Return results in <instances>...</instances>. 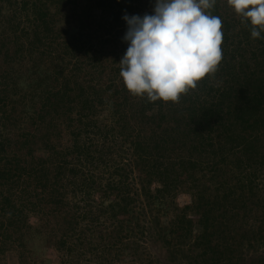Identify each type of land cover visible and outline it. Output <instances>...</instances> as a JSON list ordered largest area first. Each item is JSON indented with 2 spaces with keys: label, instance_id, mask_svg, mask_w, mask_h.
<instances>
[{
  "label": "trees",
  "instance_id": "1",
  "mask_svg": "<svg viewBox=\"0 0 264 264\" xmlns=\"http://www.w3.org/2000/svg\"><path fill=\"white\" fill-rule=\"evenodd\" d=\"M154 6L0 0V264H264V39L216 0L218 71L150 103L119 62Z\"/></svg>",
  "mask_w": 264,
  "mask_h": 264
},
{
  "label": "clouds",
  "instance_id": "2",
  "mask_svg": "<svg viewBox=\"0 0 264 264\" xmlns=\"http://www.w3.org/2000/svg\"><path fill=\"white\" fill-rule=\"evenodd\" d=\"M216 0H155L153 14H125L128 44L120 78L133 97L179 103L222 61V20L211 14ZM251 38L264 39V0H227Z\"/></svg>",
  "mask_w": 264,
  "mask_h": 264
},
{
  "label": "rangeland",
  "instance_id": "3",
  "mask_svg": "<svg viewBox=\"0 0 264 264\" xmlns=\"http://www.w3.org/2000/svg\"><path fill=\"white\" fill-rule=\"evenodd\" d=\"M177 201L178 203L183 205L185 203H189L191 201V197L188 193L182 192L177 196ZM54 255L55 253L52 249L45 247L44 245L41 244L38 246V256L40 257V259L44 260L45 263L46 261H48L47 263L49 264L50 263L49 260L55 259ZM6 264H16V262L12 257H10L7 259Z\"/></svg>",
  "mask_w": 264,
  "mask_h": 264
}]
</instances>
